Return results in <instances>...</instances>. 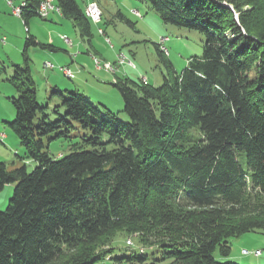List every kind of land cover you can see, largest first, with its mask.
Here are the masks:
<instances>
[{
	"label": "trees",
	"instance_id": "trees-1",
	"mask_svg": "<svg viewBox=\"0 0 264 264\" xmlns=\"http://www.w3.org/2000/svg\"><path fill=\"white\" fill-rule=\"evenodd\" d=\"M142 1L165 23L207 40L181 73L156 44L168 70L159 87L114 82L126 122L57 87L65 117L48 122L28 50L55 48L27 36L10 79L18 96L9 125L24 159L38 166L28 173L25 164L0 162V190L15 185L0 210V264H94L107 255L133 264H220L215 252L229 257L233 239L264 234V0ZM41 2L23 1L25 25L39 17ZM55 3L82 36L91 34L77 0ZM71 121L91 132L85 141L93 148L52 158L43 137ZM119 232L140 234L147 249L113 257L112 246L102 248Z\"/></svg>",
	"mask_w": 264,
	"mask_h": 264
},
{
	"label": "rangeland",
	"instance_id": "rangeland-1",
	"mask_svg": "<svg viewBox=\"0 0 264 264\" xmlns=\"http://www.w3.org/2000/svg\"><path fill=\"white\" fill-rule=\"evenodd\" d=\"M11 1L14 7H21L22 0ZM77 2L84 10L89 3H96L103 13L100 17H94V22L91 21V34L88 36H82L80 28L71 20L60 18L54 13L47 19L34 17L29 25H25L20 16L13 14V7L7 4V0H0V162L5 163L9 169L25 164L27 172L31 173L38 166L36 161L24 159L26 150L9 125L16 116L12 98L18 96V90L10 79L14 75L15 65L24 62V41L29 34L43 44L54 41L56 46L54 51L49 47L40 46H33L28 50L32 76L37 84V100L45 107L48 122H56L65 117V109L60 106L62 97L54 93L53 89H47L49 80L61 82L58 87L64 98L69 97L68 91H77L84 94L90 103L103 112L111 111L118 114V118L126 122L128 118L124 113V101L114 82L130 81L141 85L144 84L142 79L145 77L151 86H161L164 77L168 75L158 52L161 38L169 39L165 44L168 54L163 53V56L171 61L177 73L188 68L203 54L207 40L203 33L165 23L145 1L77 0ZM54 4L56 5L55 2ZM136 10L141 13V17L135 14ZM63 37L69 38L70 42ZM3 39H6L5 43ZM156 44L160 46L157 47ZM119 54H124L136 68H130L133 66L129 64L126 65L130 67L119 65L117 62ZM95 59L99 60V65ZM47 62L53 63L57 68L47 69L45 66ZM107 63H111L113 70L107 69ZM62 66L71 67L73 78L58 70ZM41 117V114L37 116L36 125L40 123ZM66 120L70 121L68 118ZM71 122L73 127L60 122L61 128L43 137V151L52 158L58 159L74 151H89L93 148L85 141L91 136V132L78 122ZM242 164L246 165V160H243ZM14 189V184H7L0 190L1 211L8 208ZM139 235L119 232L112 242L102 249L107 250L112 246L114 249L112 256L115 258L131 255L132 248L127 244L129 241H132L133 249L137 247L147 249V246L140 243ZM243 250L250 254H243ZM258 251L262 252L259 257L253 254ZM147 252L149 254L152 251ZM214 256L220 264L228 261L236 264H264V234L246 233L231 241L229 257L221 256L218 251ZM106 257L105 260H99L94 264H133L127 261H107Z\"/></svg>",
	"mask_w": 264,
	"mask_h": 264
},
{
	"label": "built area",
	"instance_id": "built-area-1",
	"mask_svg": "<svg viewBox=\"0 0 264 264\" xmlns=\"http://www.w3.org/2000/svg\"><path fill=\"white\" fill-rule=\"evenodd\" d=\"M7 4L9 6H12L13 7V14L16 15V16H20L19 13H18V7H14L12 4L13 2L11 0H7ZM21 4H24L23 2ZM39 12H40V18L41 19H47L49 18V16L52 14V13H57V10H56V6L55 4H50L48 0H43L42 2V9H39ZM58 14V13H57ZM135 14L138 16V17H141V13L136 10L135 11ZM86 16L94 22V14H93V11H92V6H91V3H89L87 6H86ZM104 34V33H103ZM64 40H66L67 42H70V39H68L67 37H63ZM162 40V47H165V44L166 42L169 41V39L166 37V38H161ZM117 59H118V64L119 65H124V66H128L125 64V59L122 58L121 54L117 55ZM95 62L97 65H99V60L95 59ZM130 67V66H128ZM47 69L48 66H46ZM113 66L111 65V63H107V69L109 70H113ZM130 68H133L135 69L136 67H130ZM60 72H62L64 75H73V71L70 67L68 66H62L60 67V69H58ZM146 81V80H145ZM4 138V137H3ZM138 248V247H137ZM140 250H142L141 248H139ZM243 254L245 255H249L250 253L247 251V250H243ZM255 256L259 257L262 255V252L261 251H258V252H255L253 253ZM107 261L110 260V259H106ZM106 264V263H105Z\"/></svg>",
	"mask_w": 264,
	"mask_h": 264
},
{
	"label": "bare ground",
	"instance_id": "bare-ground-1",
	"mask_svg": "<svg viewBox=\"0 0 264 264\" xmlns=\"http://www.w3.org/2000/svg\"><path fill=\"white\" fill-rule=\"evenodd\" d=\"M48 1H49L50 4H54V2H55V0H48ZM42 2H43V0H42ZM42 2H41V5H40V8H39V9H42ZM23 6H24V4H21V7H18V13H19V15H21V10H22V7H23ZM55 6H56V10H57V12H58V13H61L60 8L57 7V5H55ZM91 6H92V11H93V14H94L95 17H97V16H99V17L102 16V12H101V10L99 9V7H98V5H97L96 3H91ZM85 13H86V10H85ZM38 14H39V17H40V12H39V10H38ZM101 33H102V31H101ZM159 46H160V45H159ZM160 50H161L163 53H167V54H168L167 49H166L165 47H162V40H161ZM121 56H122V58L125 59V64H129V65H132V66L134 67V65L132 64L131 60L127 59V57H126L124 54H121ZM45 66H48V68H49L50 70H52V69H56V68H57L53 63H50V62H47ZM59 69H60V67H59ZM99 69H100V68H99ZM66 76L69 77V78H73V75H66ZM145 80H146V81H145ZM142 82H143L145 85H147V83H148V81H147V79H146L145 77L142 79ZM127 244H128V246H130V247L133 246V245H132V241H129ZM141 249H142V248H141ZM143 250H144V249H142L141 251H143ZM109 259H110V257H109Z\"/></svg>",
	"mask_w": 264,
	"mask_h": 264
},
{
	"label": "crops",
	"instance_id": "crops-1",
	"mask_svg": "<svg viewBox=\"0 0 264 264\" xmlns=\"http://www.w3.org/2000/svg\"><path fill=\"white\" fill-rule=\"evenodd\" d=\"M24 0H22L21 1V3L23 2ZM103 14V13H102ZM54 15H56V16H58V17H64L63 15H59V14H57V13H54ZM51 16V15H50ZM49 16V17H50ZM69 39V38H68ZM6 42V39H3V43H5ZM51 45H53L54 46V48L55 49H52L53 51L54 50H56V46L54 45L55 44V42L54 41H52L51 43H50ZM24 45H25V41H24ZM71 46L73 45V42H72V44H70ZM76 57V56H75ZM77 59V58H76ZM72 61H74V59H72ZM23 64V63H22ZM16 65H20V64H16ZM71 68V67H70ZM58 85H61V82H59L58 80H49V81H47V89L48 90H51V89H53L54 87H57V88H59L58 87ZM60 89V88H59Z\"/></svg>",
	"mask_w": 264,
	"mask_h": 264
}]
</instances>
